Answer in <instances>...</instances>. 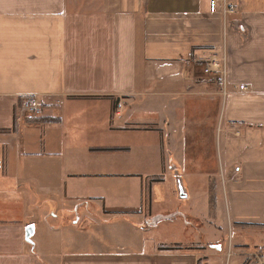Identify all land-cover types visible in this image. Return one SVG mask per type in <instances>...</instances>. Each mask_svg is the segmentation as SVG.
Here are the masks:
<instances>
[{
	"label": "crops",
	"instance_id": "obj_1",
	"mask_svg": "<svg viewBox=\"0 0 264 264\" xmlns=\"http://www.w3.org/2000/svg\"><path fill=\"white\" fill-rule=\"evenodd\" d=\"M235 4L224 17L210 0H0V264L45 259L32 243L37 227L27 234L33 192L76 196L81 182L116 173L137 182L127 208L182 210L205 231L227 220L239 239L228 257L264 256V244L242 241L264 235V0ZM213 56L225 59L226 96L204 73ZM32 96L44 105L34 123L20 116ZM144 143L157 152L137 156ZM165 148L170 167L160 172ZM143 173L152 184L140 183ZM219 243L62 264H223Z\"/></svg>",
	"mask_w": 264,
	"mask_h": 264
},
{
	"label": "rangeland",
	"instance_id": "obj_2",
	"mask_svg": "<svg viewBox=\"0 0 264 264\" xmlns=\"http://www.w3.org/2000/svg\"><path fill=\"white\" fill-rule=\"evenodd\" d=\"M147 146H149L147 143H144L143 146L137 145V156L157 152V149L151 152ZM162 151L163 149H161ZM106 156L113 159L116 154H106ZM164 159L165 167L161 165L160 172L164 169L168 171L170 167L171 159L166 148ZM112 175L102 180L94 181V178L86 180L85 184L81 182L76 196H66L56 192H38L37 194L33 192V196L30 198L33 205L38 206L29 208L26 218L31 226L37 227V233L32 239V243L36 245L37 252L40 250L45 254V259L41 261L42 264H62L63 258L72 254H122L135 253L136 250L148 252L154 250L158 245L174 244L175 242L180 244L184 241L185 243H194L193 247L197 250L202 249L203 246L209 249L214 240L219 241V246L222 247L223 264L238 262L237 258L228 257L229 245L233 249L232 252L236 253L234 248L239 243V239L237 232L228 228L227 220L223 222L222 231H205L200 229V224L196 221L188 220L185 217V211L182 210L178 213L165 210L161 213L162 217H158L146 212L144 208V212L141 211V208L129 209L127 206L137 199V182L130 177L116 176L119 175L118 173ZM146 175L141 174L142 180L140 181L142 182L140 183L144 186L153 183ZM53 182L49 183L53 184ZM88 184H94L95 189L88 192L87 187L89 186H86ZM99 186L106 188L105 195L100 193ZM150 198L149 195L146 196L145 202L150 201ZM171 201L172 199H170V204ZM104 204L112 208L104 209ZM92 206L101 207L100 212L93 210ZM164 206H169V201ZM174 214L175 216H173ZM87 219L91 222L89 225L86 222ZM174 219L178 220V223L171 225L175 221ZM186 223L191 226H189L188 232L184 233L182 224L186 225ZM88 236H94L101 244H93L91 242L93 238ZM242 241L252 247L263 245L264 235L256 233ZM210 253L217 254L218 252L216 249H212ZM254 261L252 259L250 263L253 264Z\"/></svg>",
	"mask_w": 264,
	"mask_h": 264
},
{
	"label": "built area",
	"instance_id": "obj_3",
	"mask_svg": "<svg viewBox=\"0 0 264 264\" xmlns=\"http://www.w3.org/2000/svg\"><path fill=\"white\" fill-rule=\"evenodd\" d=\"M237 0H210L212 14H221L228 17L236 13ZM204 73L212 80L218 81V86L223 89V95L226 96L227 89V69L225 59L213 56L203 61ZM242 91L246 90L245 86H240ZM20 116L27 122L34 123L44 118V105L39 97L32 96L26 98L21 104ZM239 173V169H233L231 174ZM255 264H264V256H255Z\"/></svg>",
	"mask_w": 264,
	"mask_h": 264
},
{
	"label": "trees",
	"instance_id": "obj_4",
	"mask_svg": "<svg viewBox=\"0 0 264 264\" xmlns=\"http://www.w3.org/2000/svg\"><path fill=\"white\" fill-rule=\"evenodd\" d=\"M182 248L183 247L181 245H175V246H171V247H163L162 250L163 251H178V250H181Z\"/></svg>",
	"mask_w": 264,
	"mask_h": 264
},
{
	"label": "water",
	"instance_id": "obj_5",
	"mask_svg": "<svg viewBox=\"0 0 264 264\" xmlns=\"http://www.w3.org/2000/svg\"><path fill=\"white\" fill-rule=\"evenodd\" d=\"M33 231H34V227H33V226H31V227H29V228L27 229L28 237H31V236H32Z\"/></svg>",
	"mask_w": 264,
	"mask_h": 264
}]
</instances>
